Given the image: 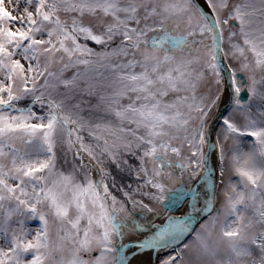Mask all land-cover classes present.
<instances>
[{
  "label": "snow or ice",
  "instance_id": "6c2138e0",
  "mask_svg": "<svg viewBox=\"0 0 264 264\" xmlns=\"http://www.w3.org/2000/svg\"><path fill=\"white\" fill-rule=\"evenodd\" d=\"M23 2L18 16L0 3V25H20L0 26V264H131L126 250L133 248L132 258L168 249L162 259L157 252L158 264H202L217 252L202 234L221 213L220 242L235 259L216 264H264V230L255 231L264 228V90L258 88L264 75L256 78L264 73V0L259 7L252 0H205L209 12L198 0ZM229 59L239 67L225 64ZM201 83L211 85L208 92H199ZM242 92L248 103H241ZM225 96L233 106L228 115L219 112ZM244 136L255 138L251 152L239 150ZM228 140L239 185L224 183ZM58 146L71 165L67 173L56 169ZM217 149L215 181L208 165ZM9 157L10 164L2 162ZM220 186V212L193 242H183L194 231L190 219L175 215L149 228L142 241L124 242L143 234L137 210L159 216L188 197L195 208L201 196L208 206ZM49 216L59 225L55 248Z\"/></svg>",
  "mask_w": 264,
  "mask_h": 264
},
{
  "label": "rangeland",
  "instance_id": "374dc122",
  "mask_svg": "<svg viewBox=\"0 0 264 264\" xmlns=\"http://www.w3.org/2000/svg\"><path fill=\"white\" fill-rule=\"evenodd\" d=\"M156 3L161 4L163 2V0H155ZM232 3H236L237 0H231ZM0 3H2V6L9 12H11L14 16H18L21 14L23 8L26 6L25 3L23 2V0H20L19 5L17 6V0H0ZM61 18L62 19H69L70 20V15H65V14H61ZM94 19L93 17H87V20H92ZM111 18L108 17L106 19V22H110ZM0 26H9L12 28L13 31L16 30V28L20 27V25L18 23H12L9 25H0ZM227 38H228V30L225 29L224 31V48L225 50H227ZM234 42H240L242 43V40H237ZM249 58L251 59V54H249ZM228 64H232L233 67L238 68L239 67V62L238 61H233L231 59L227 60ZM66 75H71V72L67 73ZM104 75H108L107 73H104ZM247 80V74H243ZM264 75V73H261L260 71L256 72V78L259 80L260 76ZM211 87V85L209 83H201L200 88H199V92L200 93H206L209 91V88ZM258 88L260 90H264V88H261V86L258 85ZM171 98V97H170ZM85 99H87V97H85ZM249 100H247L246 102H241L243 103H248ZM91 103L95 104L96 100L93 98ZM260 104V102L258 100L252 101L251 102V111L253 113H255L257 111V107ZM20 107H25V102H22L20 105ZM85 108H87V105H84ZM233 106L230 109V111L226 114L228 115L229 113L232 112ZM83 115L85 117L88 116V112L85 111L83 113ZM234 119L238 124L243 123V117L240 114V111H237L234 113ZM220 131V124L218 125L217 129H216V133H218ZM16 147L21 149V151L25 150V148L27 147L25 143L17 140L16 142ZM255 144V138L253 137H248V136H244L240 138V142H239V150L240 152L243 153H247V152H251L253 149V145ZM231 145H232V141L228 140L227 142H225V154L227 159L224 162V169H225V176H224V183L227 184L230 181L232 183H236L239 185V177L238 175L233 171L232 168V164H231V157L233 155V151L231 149ZM57 155H56V169L58 171H62L67 173L68 171H70L71 169V165L69 163H65V158H64V149H61L59 146L57 147ZM10 157L8 159L3 160L2 162L5 164H10ZM68 159L71 160V154H69ZM77 163H79V161H77ZM220 168H221V163L219 160V154H218V159H217V172H216V181H218L219 178V172H220ZM94 176V174H93ZM95 177V176H94ZM117 180L120 181V177H117ZM121 183H133V186H135V181H129V180H123L120 181ZM193 186L195 187H200L199 183L194 184ZM204 190L206 191V186L204 185ZM117 196L119 197L120 194L116 193ZM137 199H139V197H137ZM191 197L186 198V201L179 207L173 209V211L171 212H167L164 211L162 209V214L157 216L154 215L152 213H146V212H140L139 210H137L136 212V216H137V220L139 222L142 223L143 228H142V233L141 235H136V236H132L130 239H125L124 242L126 241H130V240H135V239H139L144 237L145 235L149 234V228H155L157 225H160L164 222V217L166 215H171V214H184L187 212L188 208H190V205L187 203L188 200H190ZM149 201L147 200V198H145V203H148ZM223 202V186H220L217 188L216 191V203H215V208L212 211V213L210 215H208L203 222H201V224L196 228V230H194V232L192 233L191 237L188 238L184 243H191L194 240V236L195 233L197 231L200 230V226L202 224H205L211 216H215L218 212H220L221 209V203ZM167 203V202H165ZM248 215H251V212L249 211ZM49 219V243L50 245L55 248L59 243V238H58V228L59 225L58 223L55 221V219L52 216L48 217ZM224 222V216L221 213L220 215V220L217 222L215 228H209L208 232L203 233L202 235L205 236V238L207 239L208 243L210 246L216 247L217 248V252L215 257H205L204 260L202 261V264H216L217 261H226L229 259L230 256L233 257V259H235V257L233 256V254L230 252V250L226 247L225 243H221V236H220V225ZM29 228L35 229L36 227H38V223L37 222H30L28 224ZM261 230H264V228L257 226L255 228L256 232H259ZM211 233V235H209L208 233ZM0 246H2V241H0ZM70 247V246H69ZM170 254V250L166 249L163 250L159 253V258H164L167 255ZM54 257L56 260L60 259V253L58 252H54L53 253ZM63 255L65 257H67L69 255V253L67 251H65L63 253ZM93 255H95V253H93ZM254 256L258 257L259 256V251L256 250L253 253ZM84 259H89V257L84 254L83 256ZM184 258L185 260H189L191 258V253L186 252L184 254ZM47 264H52V261L49 260L47 262ZM155 264H158V258L156 256L155 258Z\"/></svg>",
  "mask_w": 264,
  "mask_h": 264
},
{
  "label": "water",
  "instance_id": "95a60500",
  "mask_svg": "<svg viewBox=\"0 0 264 264\" xmlns=\"http://www.w3.org/2000/svg\"><path fill=\"white\" fill-rule=\"evenodd\" d=\"M205 2V0H204ZM198 3L202 6L203 8V11L205 12H209L210 9L208 8V6L204 3L202 4L200 2V0H198ZM225 64H228V61H224ZM244 79H245V82L247 81L245 76L243 74H241ZM248 93L247 92H242L241 93V102H246L248 100ZM227 106V107H225ZM232 108V103L228 100L227 96L224 97V100L223 102L221 103L220 105V109H219V112H222L224 115H226L230 109ZM220 123L217 121L216 123H214L212 125V133H213V142L215 141V136H216V129L218 127ZM217 159H218V149L217 151L213 152L210 159H209V171L210 173L213 174V178L214 180L216 181V172H217ZM213 170H215L213 172ZM206 186V191H209V185L208 184H205ZM217 191V189H216ZM215 203H216V199L211 203V205H208V206H205V199L203 200V202L197 207V208H194V209H191V208H188L187 212L184 213V214H171V215H175V216H183V217H186V218H189L190 219V222H191V225L193 227V229L195 230V228L208 216L212 213V211L214 210L215 208ZM165 222V220H164ZM163 222V223H164ZM194 232V231H193ZM191 232L190 234H186V238L184 239L183 242H185L191 235L192 233ZM144 239V237L142 238H139V239H135V240H131V241H142ZM130 241H126L125 243H129ZM131 250H135V248L131 249ZM163 250H166V249H163ZM163 250H142V252L144 253H152V259H153V264H155V258L157 256V252H161ZM130 250H126V254H128Z\"/></svg>",
  "mask_w": 264,
  "mask_h": 264
},
{
  "label": "bare ground",
  "instance_id": "6f19581e",
  "mask_svg": "<svg viewBox=\"0 0 264 264\" xmlns=\"http://www.w3.org/2000/svg\"><path fill=\"white\" fill-rule=\"evenodd\" d=\"M200 2L202 3V4H204L205 2H204V0H200ZM85 162H87V158H85ZM94 174V176H95V173H93ZM203 200H204V197L203 196H201V199H200V201H199V203L196 205V207L195 208H197L202 202H203ZM190 208L191 209H194L193 207H191L190 206ZM203 222V221H202ZM201 224V223H200ZM199 224V225H200ZM198 225V226H199ZM197 226V227H198ZM196 227V228H197ZM196 228H195V230H196ZM191 237V236H190ZM189 237V238H190ZM133 250H130L129 252H128V257H129V260L131 261V264H153V259H152V253H144V252H142V254H138L137 256H136V258H132V255H131V252H132ZM135 251V250H134Z\"/></svg>",
  "mask_w": 264,
  "mask_h": 264
},
{
  "label": "trees",
  "instance_id": "16d2710c",
  "mask_svg": "<svg viewBox=\"0 0 264 264\" xmlns=\"http://www.w3.org/2000/svg\"><path fill=\"white\" fill-rule=\"evenodd\" d=\"M252 2H253L254 7H259V0H252ZM89 46L96 48L97 51H100V47L95 45L94 43H90ZM113 47H115V45H113ZM104 73H107V72H104ZM26 104H27V102H25V106H26Z\"/></svg>",
  "mask_w": 264,
  "mask_h": 264
}]
</instances>
